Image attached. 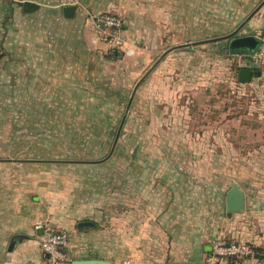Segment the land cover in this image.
Here are the masks:
<instances>
[{"label": "rangeland", "instance_id": "374dc122", "mask_svg": "<svg viewBox=\"0 0 264 264\" xmlns=\"http://www.w3.org/2000/svg\"><path fill=\"white\" fill-rule=\"evenodd\" d=\"M232 2L243 0H203V24L185 46L163 41L154 56L131 65L119 62L115 49L111 58L122 68L115 74L109 65L107 86L70 96L72 109H42L40 95L28 94L21 78L0 76V121L11 120L13 150L27 149V160L45 168L54 193L74 195L96 211L106 203L114 213L122 203L127 212L132 197L153 191L157 228L166 233L162 251L178 235L188 243L181 255L194 256L195 244L203 255V246L220 237L249 243L264 262V69L251 83L238 80L251 63L229 52L226 37L250 13L235 12ZM22 29L0 25L1 69L20 65L7 53L18 59L26 48L37 53L21 47ZM235 183L245 192L246 209L228 217L226 195ZM127 218L119 229L112 216L108 227L113 243L115 230L126 232L131 252Z\"/></svg>", "mask_w": 264, "mask_h": 264}, {"label": "crops", "instance_id": "0c3cea01", "mask_svg": "<svg viewBox=\"0 0 264 264\" xmlns=\"http://www.w3.org/2000/svg\"><path fill=\"white\" fill-rule=\"evenodd\" d=\"M257 1L231 3L235 12L250 13L235 31L244 29L246 32L241 36H255L264 30V0L256 5ZM26 2L36 7L27 12ZM67 6L76 7L73 17L66 16ZM202 7L203 0H0V25H22L29 36L22 29L25 36L20 35L21 47L32 46L37 51L27 54L28 49H23L19 59L11 53L5 54L10 62L19 60L20 65L12 67L8 63L0 68V76L21 78L20 84L28 87V94L34 91L40 95L41 102L37 103L45 104L42 109H72L74 101L70 96L86 93L94 85L107 86L109 65L115 74L122 68L111 58L113 50H119L122 55L119 62L131 65L142 61L144 54L154 56L155 46L163 41L176 47L185 46L188 34L203 24ZM104 13L120 15L122 29L109 34L111 30L97 25L95 16ZM32 32L37 38L31 37ZM245 69L262 74L264 67L250 64ZM5 120L0 121V264H45L47 257L41 248L40 235L46 227L68 233L70 240L65 251L72 264L87 260L108 264L205 263L211 243L203 246V255L195 251L199 247L195 244L194 256H184L181 254L188 243L177 240L181 236L175 235L176 245L162 251L166 233L157 228L153 191L140 198L132 197V207L127 212L119 203L114 213L106 203L96 211L88 204L79 205L74 195L54 193L45 179V168L37 165L38 161L27 160V149L13 150L11 120H7V125ZM259 137L262 139L263 135ZM112 216L119 229L124 219L131 218L130 235L134 239L131 252L124 243L123 230H115L117 239L116 243L112 242L108 227ZM82 223L92 225L80 228ZM218 264L264 262L252 255L242 260L222 259Z\"/></svg>", "mask_w": 264, "mask_h": 264}, {"label": "built area", "instance_id": "2783aa9c", "mask_svg": "<svg viewBox=\"0 0 264 264\" xmlns=\"http://www.w3.org/2000/svg\"><path fill=\"white\" fill-rule=\"evenodd\" d=\"M97 25L106 30L119 29L123 26V20L120 15L114 13H104L95 16ZM261 41L256 52L250 54H239L240 58L249 63L264 67V30L255 34ZM70 237L68 233L57 232L49 227L43 230L40 235V244L47 260L45 264H72L71 258L65 249L69 244ZM211 252L208 254L204 264H218L222 259H245L254 254V250L249 243L243 241L229 242L220 237H216L211 242Z\"/></svg>", "mask_w": 264, "mask_h": 264}, {"label": "water", "instance_id": "95a60500", "mask_svg": "<svg viewBox=\"0 0 264 264\" xmlns=\"http://www.w3.org/2000/svg\"><path fill=\"white\" fill-rule=\"evenodd\" d=\"M36 6L33 3L26 2L25 3V10L27 12L31 11L32 8H35ZM76 7L75 6H67L64 9V12L66 13L67 17H73L75 14ZM238 32L232 33L228 36L229 40V48L233 52H240V54H250L257 51L259 48L261 41L258 37L254 35H238ZM259 76L261 75L260 71H253L251 69H241L238 74V80L242 84L250 83L253 76ZM140 84V83H139ZM139 84L136 86L134 93L132 95L131 101L129 103V106L127 108L126 114L124 116L121 128L124 125V122L127 117V113L129 112V108L131 105V102L133 100V97L138 89ZM246 209V195L243 189L240 187L239 184L235 183L231 190L226 195V211L227 216L232 217L233 214H240L244 213ZM92 225L91 223H82L80 224V228ZM211 251V247L209 248ZM73 264H108V262L105 261H99V260H87V261H74Z\"/></svg>", "mask_w": 264, "mask_h": 264}, {"label": "trees", "instance_id": "16d2710c", "mask_svg": "<svg viewBox=\"0 0 264 264\" xmlns=\"http://www.w3.org/2000/svg\"><path fill=\"white\" fill-rule=\"evenodd\" d=\"M122 27H123V26H122ZM122 27H121V28H119V29H111V31H117V30H121V29H122ZM115 52H116V50H113V51H112V53H113V54H116ZM229 52H230L231 54H238V53H240V52H238V51H236V52H233V51H231V50H230V48H229ZM240 70H241V69H240ZM256 70H258V69H256ZM231 259H234V258H231Z\"/></svg>", "mask_w": 264, "mask_h": 264}]
</instances>
